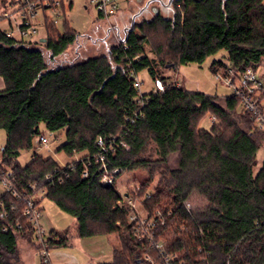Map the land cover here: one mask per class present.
<instances>
[{
    "label": "trees",
    "instance_id": "obj_1",
    "mask_svg": "<svg viewBox=\"0 0 264 264\" xmlns=\"http://www.w3.org/2000/svg\"><path fill=\"white\" fill-rule=\"evenodd\" d=\"M174 4L172 18L158 13L134 24L107 54L53 69L44 51L56 58L79 38L68 22L63 32L47 22L45 42L17 40L0 29V129L7 135L0 166L24 196L34 195L32 184L42 187V198L76 219L80 238L118 235L111 261L103 264H164L154 243L172 264H264V158L258 159L264 131L234 93L221 104L159 74L166 58L173 67L201 65L222 51L211 63L215 74L264 67V0ZM158 31L166 41L156 46ZM144 69L154 83L163 81L164 91H138L135 77ZM207 115L210 129L200 126ZM45 132L65 133L59 150L79 158L61 165L37 153ZM24 152L33 154L23 164ZM137 169L149 177L122 193L117 178ZM105 174L111 184L102 182ZM126 196L150 226L131 219ZM194 196L202 205H191ZM71 238L68 230H50L49 249ZM22 239L39 249L25 201L3 193L0 264H20Z\"/></svg>",
    "mask_w": 264,
    "mask_h": 264
},
{
    "label": "rangeland",
    "instance_id": "obj_2",
    "mask_svg": "<svg viewBox=\"0 0 264 264\" xmlns=\"http://www.w3.org/2000/svg\"><path fill=\"white\" fill-rule=\"evenodd\" d=\"M9 1V0H8ZM117 2L118 11L109 17L103 19L98 18V8L96 2L92 0H65L66 12L65 15L57 16L53 10L41 11L39 18L34 21L38 32L34 35V40L41 39L45 35V21L46 17L49 20H57V27L61 32L65 30V22H68L79 34V38L75 44L70 46L61 56L52 58L49 52H45V58L50 69L57 67H64L67 65L80 63L83 60L96 57L103 54H107L109 49L113 45L123 43L127 32L124 29L131 27L134 16L135 24H140L145 20H151L156 15V11L166 18H172L174 16L175 8L177 7L174 3L169 6L162 5L157 0H114ZM165 3L168 0H163ZM131 4V5H130ZM9 11L15 13V19L12 20L14 28L16 23L21 22V16L16 11L15 6L3 5L0 0V11ZM46 16V17H45ZM16 20V22H15ZM0 26L5 29H10L9 22L3 21ZM119 33V34H117ZM166 41V37L163 31H158L153 36V45H159ZM165 44V43H164ZM150 50V47H147ZM151 57H155L152 53ZM225 55L222 51L215 56L209 57L203 64L198 65L195 63L184 65L181 67H173L170 64V59L166 58L165 65H162L159 74L161 76L168 77L169 82L179 84L183 88L190 91H200L205 94L217 97V101L221 104L225 103V97L232 95L234 88L228 84L225 78L219 79L217 74L211 70V63L215 59L221 58ZM264 66V62H262ZM258 74L261 76L264 74V67L257 69ZM140 82L142 83L141 90L143 92H150L154 88V80L149 75L146 69L141 70L138 73ZM264 79V78H263ZM3 83L0 77V84ZM236 84H239L236 79ZM4 85L0 88L3 89ZM212 125V118L207 115L205 116L200 126L206 129H210ZM49 139L47 145H38L36 152L45 156L52 157L58 161L61 165H66L79 158V155L69 156L63 150H59V147L66 141L65 133L58 136L48 132L44 133ZM7 135L5 130L0 129V158L2 155V149L6 144ZM33 153L24 152L19 161L26 163L30 160ZM264 158V147L258 154V159L261 162ZM149 174L142 169L133 171H126L120 177L117 178V188L123 192H131L137 185L144 182ZM5 193V187L0 181V195ZM40 203L39 206L42 210V214L53 223L58 229H70L74 230L76 227V219L70 214L62 211L57 205H55L48 198H42V193L39 195ZM200 197L194 196L190 202L193 206H200L203 203ZM138 208L141 206L138 204ZM144 214V211L142 212ZM112 242V247H118L119 240L118 235H112L107 237ZM114 250V249H113ZM66 252L74 254L76 258H79L81 264H89L91 256L85 252L82 246L78 244L66 245V246H54L49 249V252ZM111 257V256H110ZM110 260L105 258L104 261ZM100 261H103L100 259ZM38 264L42 261L38 259Z\"/></svg>",
    "mask_w": 264,
    "mask_h": 264
},
{
    "label": "built area",
    "instance_id": "obj_3",
    "mask_svg": "<svg viewBox=\"0 0 264 264\" xmlns=\"http://www.w3.org/2000/svg\"><path fill=\"white\" fill-rule=\"evenodd\" d=\"M96 2L98 12L104 14L106 17L114 14L118 11L117 2L114 0H92ZM4 5H11L16 7V11L19 12L21 16V22L16 23V28L12 22L15 19L13 12L0 11V23L3 21L9 22L10 29H5L0 26V29L6 32V35L17 40H32L34 41V35L37 34L38 29L34 21H36L41 11H46L48 9L53 10L54 13L59 17L64 15L63 2L62 0H1ZM46 17V16H45ZM16 22V20H15ZM47 22H51L57 25V20H49L46 17L45 25ZM217 77L219 79L225 78L228 84L234 88V94L241 100L242 109L251 114V117L256 122L259 129L264 131V79L258 74L257 70L253 68L246 69L239 76H235L232 70H229L227 75L218 73ZM236 79H238L239 84H236ZM180 86L179 84H177ZM134 86L138 91L141 90L142 83L139 80L138 75L135 77ZM164 83L162 80L157 79L154 83L153 90L164 91ZM49 139L46 136L40 138V145H47ZM100 145H104L102 139L99 140ZM127 147L126 144H123ZM103 160V159H102ZM74 165L72 164L71 167ZM87 175V171L84 173ZM47 180H50V175H47ZM113 177L105 174L102 177V182L111 184L113 182ZM0 181L5 187V193H9L16 198H21L25 201V215L29 218L34 226V233L36 237V242L39 245L38 254L42 260L43 264H53L49 252V244L47 241L48 230L42 224V210L37 203L39 195L42 193V187L37 183L31 185V189L34 190V195L30 197L24 196L16 187L13 180V174L10 171H6L0 166ZM127 198V203L131 207V219L136 220L140 218L139 226H150L152 223L147 221V217L138 208V203L132 198ZM4 214H2L3 216ZM154 241V237L151 238ZM155 249L160 252L164 264H172V256L165 252V249L160 243H154L152 245Z\"/></svg>",
    "mask_w": 264,
    "mask_h": 264
},
{
    "label": "crops",
    "instance_id": "obj_4",
    "mask_svg": "<svg viewBox=\"0 0 264 264\" xmlns=\"http://www.w3.org/2000/svg\"><path fill=\"white\" fill-rule=\"evenodd\" d=\"M124 30L126 31V29ZM1 80L3 83L0 84V88L4 85V81L2 78ZM38 199L40 200V198ZM42 224L48 231L53 229H56L57 231L68 230L72 234V238L69 240L67 245L76 244L78 246L79 244L80 246H82L85 252L92 257L89 264H103L105 262L111 261L113 257L114 248L112 247L113 244L111 240L107 238L109 236L99 235L93 237L80 238L76 235V227L74 230H70L67 228L58 229L44 215L42 218ZM50 256L53 264H81L79 258H76L74 254L57 251L53 253L51 252ZM19 258L20 264H38V259L42 261L38 254V249L36 245L29 240L23 239L19 242ZM105 258H109L110 260L104 261ZM100 259H102L103 261H100Z\"/></svg>",
    "mask_w": 264,
    "mask_h": 264
},
{
    "label": "water",
    "instance_id": "obj_5",
    "mask_svg": "<svg viewBox=\"0 0 264 264\" xmlns=\"http://www.w3.org/2000/svg\"><path fill=\"white\" fill-rule=\"evenodd\" d=\"M158 1H160V2H163L162 0H158ZM171 1L172 0H170L169 1V4L171 3ZM168 6V5H167ZM156 14H158V11H156ZM136 18V15L134 16V19ZM134 19H133V22H132V25H131V27L130 28H128L127 30H126V32H128V31H130V30H132L133 29V27H134V24H135V21H134ZM124 41H125V39H124ZM123 41V42H124ZM41 42H45V39H41Z\"/></svg>",
    "mask_w": 264,
    "mask_h": 264
},
{
    "label": "flooded vegetation",
    "instance_id": "obj_6",
    "mask_svg": "<svg viewBox=\"0 0 264 264\" xmlns=\"http://www.w3.org/2000/svg\"><path fill=\"white\" fill-rule=\"evenodd\" d=\"M157 1H158V0H157ZM162 1H163V0H162ZM169 1H170V0H168L167 3H165L164 1H163V2L158 1V2L161 3L162 5H165V6L168 5V6H169V5H171L172 3H174V2H176V1H178V0H172L170 4H169Z\"/></svg>",
    "mask_w": 264,
    "mask_h": 264
}]
</instances>
